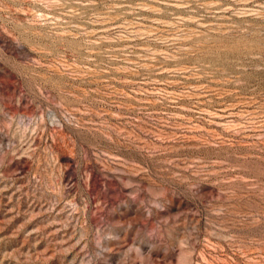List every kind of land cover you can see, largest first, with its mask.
Returning <instances> with one entry per match:
<instances>
[{"label":"rangeland","instance_id":"obj_1","mask_svg":"<svg viewBox=\"0 0 264 264\" xmlns=\"http://www.w3.org/2000/svg\"><path fill=\"white\" fill-rule=\"evenodd\" d=\"M0 264H264V0H0Z\"/></svg>","mask_w":264,"mask_h":264}]
</instances>
